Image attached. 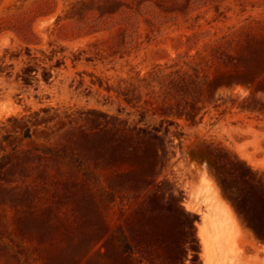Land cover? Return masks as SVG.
Listing matches in <instances>:
<instances>
[{
	"label": "rangeland",
	"instance_id": "374dc122",
	"mask_svg": "<svg viewBox=\"0 0 264 264\" xmlns=\"http://www.w3.org/2000/svg\"><path fill=\"white\" fill-rule=\"evenodd\" d=\"M236 158L264 182V0H0V264H264Z\"/></svg>",
	"mask_w": 264,
	"mask_h": 264
},
{
	"label": "trees",
	"instance_id": "16d2710c",
	"mask_svg": "<svg viewBox=\"0 0 264 264\" xmlns=\"http://www.w3.org/2000/svg\"><path fill=\"white\" fill-rule=\"evenodd\" d=\"M158 136L154 134H146L145 136H137L135 137V142L138 144V146H142L141 151H137L136 153L135 148L132 146L129 151L132 150V155L135 156H142V155H154V151H152V144L155 143V139H157ZM135 153V154H134ZM208 155L210 157H215L213 152H208ZM217 159V158H216ZM237 162L239 164L245 166V173L242 174H235V173H229V177L236 178L240 181L241 185L243 186L246 193H238L235 194L232 192L227 184V179L224 175H216L217 182L221 189L226 193L229 200L231 201L234 209L241 217H246L247 213L255 211L259 206L261 207V203L254 200V198L251 195H264V182L263 180H256L254 177L253 170L246 165L245 162L239 160L236 158ZM149 163V162H148ZM247 219V218H246ZM249 225L251 227H254L253 224L250 222V220H247ZM255 229V227H254ZM119 243L120 248L123 250V252L129 253V255L132 253L130 245L127 243L126 240H116Z\"/></svg>",
	"mask_w": 264,
	"mask_h": 264
}]
</instances>
